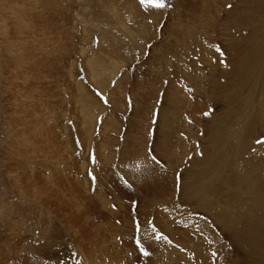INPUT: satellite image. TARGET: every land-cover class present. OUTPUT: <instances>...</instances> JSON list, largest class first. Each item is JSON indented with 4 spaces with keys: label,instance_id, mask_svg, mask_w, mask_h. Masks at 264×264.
<instances>
[{
    "label": "rangeland",
    "instance_id": "374dc122",
    "mask_svg": "<svg viewBox=\"0 0 264 264\" xmlns=\"http://www.w3.org/2000/svg\"><path fill=\"white\" fill-rule=\"evenodd\" d=\"M263 168L264 0H0V264H264Z\"/></svg>",
    "mask_w": 264,
    "mask_h": 264
},
{
    "label": "bare ground",
    "instance_id": "6f19581e",
    "mask_svg": "<svg viewBox=\"0 0 264 264\" xmlns=\"http://www.w3.org/2000/svg\"><path fill=\"white\" fill-rule=\"evenodd\" d=\"M23 1H24V0H23ZM54 1H55V0H54ZM46 2H47V1H46ZM126 2H127V1H126ZM46 4H47V7H48L49 3H46ZM51 4H52V3H51ZM120 4H121V3H120ZM39 5H41V4H39ZM33 6H34V5H33ZM108 6H109V5H108ZM122 6H123V5H122ZM124 6H125V5H124ZM34 8H35V6H34ZM36 8H37V7H36ZM36 8H35V9H36ZM55 8H56V7H55ZM103 9H104V8H103ZM126 9H127V8H126ZM52 10H53V9H52ZM60 11H61V10H60ZM51 12H52V11H51ZM48 14H49V13H48ZM57 14H58V12H57ZM36 16H37V15H36ZM54 16H55V15L51 13L50 18L48 19V17H47L44 21H46V20H47V21L54 20V18L52 19V17H54ZM58 16H59V15H58ZM41 17H42V15H41ZM55 17L57 18V16H55ZM31 18H32V17H31ZM35 18H36V17H35ZM37 18H38V17H37ZM39 18H40V16H39ZM44 18H45V16H44ZM44 18H43V19H44ZM94 18L96 19V17H94ZM106 18H107V17H106ZM104 19H105V18H104ZM104 19H103V20H104ZM112 19H113V18H112ZM39 20H40V19H39ZM105 20H108V19H105ZM105 20H104V21H105ZM91 21H92V20H91ZM104 21H103V22H104ZM34 22H35V21H34ZM94 22H95V21H94ZM105 22H106V21H105ZM111 22H112V21H111ZM101 23H102V22H101ZM102 26H105V25H102ZM34 27H35V29H36V28L39 29V25H38L36 22L34 23ZM57 27H58V26H57ZM72 28H73V27H72ZM54 29H55V28H54ZM42 32H44V31H43V30H39V31L36 30V33H37V34H40V33H42ZM63 38H64V37H63ZM65 39H66V38H65ZM81 53H82V52H81ZM95 58H97V60L95 59V60H96L95 62L98 64L99 67L102 68V66H103V64H104V61H102V60H98L99 58L96 57V56H95ZM92 60L94 61V59H92ZM88 61H89V60H88ZM89 63H90V62H89ZM92 66H94V65L92 64ZM101 68H100V70H102ZM92 71H93V69H92ZM98 71H99V68H98ZM98 71L95 69L93 72H95L96 74H99V75H100V71H99V72H98ZM56 73H57V72H56ZM109 73H110V72H109ZM96 74H95V75H96ZM92 75H93V74H92ZM95 75H94V77L96 78ZM106 77H107V76H106ZM105 87H106V86H105ZM31 132H32V131H31ZM30 134H31V133H30ZM31 136H32V135H31ZM51 136H52V135H51ZM33 138H34V137H33ZM263 169H264V168H263ZM26 180H27V179H26ZM62 184H63V183H62ZM63 186H64V185H63ZM38 188H39V187H38ZM40 188H41V191H39V192H42V191L44 190V193H45V190H46L45 186H43V187L41 186ZM35 189H36V188H35ZM47 189H48V188H47ZM46 192H47V191H46ZM256 195H257V194H256ZM46 198H47V201H49L50 198L45 197V199H46ZM258 200L260 201L259 203H261V202L263 201L261 198L258 199ZM244 204H245V203L242 202V201H238V202H237L238 208H239V207L241 208V209H240V208H239V209L241 210V212H242V214L244 215V217H246L245 215H246V210H247V209H244V208H246V207H248V206H250V205H244ZM91 205H92V204H91ZM96 210H97V209H96ZM97 211H98V210H97ZM97 211H96V212H97ZM249 214H250V213H249ZM94 228H95V227H94ZM96 229H97V228H96ZM99 230H100V229H99ZM93 231H94V230H93ZM100 231H101V230H100ZM96 232H97V231H96ZM98 232H99V231H98ZM98 232H97V233H98ZM101 232H102V231H101ZM89 233H90V232H89ZM90 235H91V234H90ZM96 236H97V234H96ZM116 236H117V235H116ZM91 239H92V238H91ZM96 240H97V239H96ZM101 244H102V243H101ZM114 245H116V244H114ZM115 250H116V249H115ZM114 252H115V251H114ZM111 261H112V260H111ZM114 261H115V260H114ZM119 261H120V260H119ZM149 261H150V260H149ZM117 262H118V261H117Z\"/></svg>",
    "mask_w": 264,
    "mask_h": 264
},
{
    "label": "snow or ice",
    "instance_id": "6c2138e0",
    "mask_svg": "<svg viewBox=\"0 0 264 264\" xmlns=\"http://www.w3.org/2000/svg\"><path fill=\"white\" fill-rule=\"evenodd\" d=\"M161 6H162V5H161ZM228 7H229V8H231V7H232V5H228ZM205 114L207 115L208 113H205Z\"/></svg>",
    "mask_w": 264,
    "mask_h": 264
}]
</instances>
